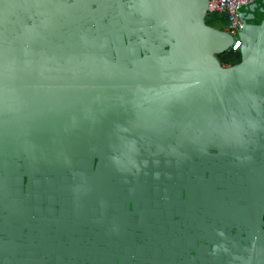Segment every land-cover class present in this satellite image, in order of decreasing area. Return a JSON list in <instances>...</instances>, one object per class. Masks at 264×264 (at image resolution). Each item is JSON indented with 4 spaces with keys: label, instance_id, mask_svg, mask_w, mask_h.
Returning a JSON list of instances; mask_svg holds the SVG:
<instances>
[{
    "label": "water",
    "instance_id": "water-1",
    "mask_svg": "<svg viewBox=\"0 0 264 264\" xmlns=\"http://www.w3.org/2000/svg\"><path fill=\"white\" fill-rule=\"evenodd\" d=\"M207 10L0 0V264H264V0L230 66Z\"/></svg>",
    "mask_w": 264,
    "mask_h": 264
},
{
    "label": "built area",
    "instance_id": "built-area-1",
    "mask_svg": "<svg viewBox=\"0 0 264 264\" xmlns=\"http://www.w3.org/2000/svg\"><path fill=\"white\" fill-rule=\"evenodd\" d=\"M251 0H208V13L221 12L227 16L226 30L234 35V42L231 50L236 51L242 44L238 39L237 33L242 27V19L239 9L242 5H246Z\"/></svg>",
    "mask_w": 264,
    "mask_h": 264
},
{
    "label": "trees",
    "instance_id": "trees-1",
    "mask_svg": "<svg viewBox=\"0 0 264 264\" xmlns=\"http://www.w3.org/2000/svg\"><path fill=\"white\" fill-rule=\"evenodd\" d=\"M215 21H219L223 25L224 30H226L225 27L227 26V16L225 15V13H221V12L208 13L206 16V23L215 28H219L215 26ZM249 22H255V19L251 17L249 18ZM221 28L222 27H220L219 29ZM216 56L223 66L234 65L239 63L241 60V54L238 50L233 51L229 49L222 53L216 54Z\"/></svg>",
    "mask_w": 264,
    "mask_h": 264
},
{
    "label": "rangeland",
    "instance_id": "rangeland-1",
    "mask_svg": "<svg viewBox=\"0 0 264 264\" xmlns=\"http://www.w3.org/2000/svg\"><path fill=\"white\" fill-rule=\"evenodd\" d=\"M215 26H216V27H219V28L222 27L221 29L224 30L223 25H222L219 21H215ZM225 28H226V27H225Z\"/></svg>",
    "mask_w": 264,
    "mask_h": 264
}]
</instances>
